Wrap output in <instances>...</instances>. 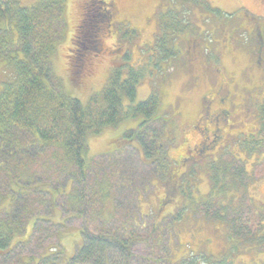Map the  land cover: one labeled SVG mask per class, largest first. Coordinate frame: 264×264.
Masks as SVG:
<instances>
[{"label":"rangeland","instance_id":"374dc122","mask_svg":"<svg viewBox=\"0 0 264 264\" xmlns=\"http://www.w3.org/2000/svg\"><path fill=\"white\" fill-rule=\"evenodd\" d=\"M36 1L19 0V6L31 8ZM100 1L66 0L65 27L51 66L63 93L85 105L91 96H99L110 70L123 64L127 54L126 66L138 70L142 79L134 104L145 100L152 90L158 95L156 115L165 118V126L162 129L155 123L153 129L162 133L166 157L157 164L156 176L153 165H142L144 149L140 143L122 140L124 132L136 130L139 119L121 121L98 136L86 138L89 167L96 168L89 162L93 159L104 170L106 154L117 158L119 153H130L129 159L126 155L117 162L110 158L111 168L105 169L113 173L119 165L125 171L123 177L133 183L131 192L134 189L138 197L134 222L139 229L128 233L134 240L130 264H187L192 258L195 264L218 260L225 264H264V117L260 112L264 101V0H200L198 4L185 0H105L113 4V11L108 8L113 17L107 31L98 34L97 46L93 41L95 24L88 28V18ZM173 22H181L182 32L172 43L170 30L165 38L178 54L162 61L155 42L160 29ZM81 40L89 41L90 49L85 50L77 69L73 57ZM127 67H122L123 72ZM12 76L13 72L0 63V90L3 83L14 80ZM218 90L219 96L228 94L227 105H232L228 107L229 132H236L226 130L225 140L239 139L226 149V141L208 144V156L192 162L185 153L200 136L187 124L195 119L194 125L204 114L202 95ZM218 98L209 111H218ZM205 102L208 105L210 101ZM253 143H261L257 151L246 149ZM212 163L227 167L224 197L213 201L209 178ZM86 202H90L89 192ZM103 203L98 214L93 213L95 206H89L84 219L63 215L57 206L50 211L45 204L28 222L25 233L14 239L12 251L0 256V264H37L47 256L66 263L81 248L84 227L95 234L110 232L107 236H114L112 231L126 226L124 214L121 221L116 220L121 215L111 221L108 212L120 207L118 199L110 210ZM259 228L263 229L260 233ZM128 234L121 230L115 235ZM106 254L105 264H123L124 253L119 250L109 249Z\"/></svg>","mask_w":264,"mask_h":264},{"label":"trees","instance_id":"16d2710c","mask_svg":"<svg viewBox=\"0 0 264 264\" xmlns=\"http://www.w3.org/2000/svg\"><path fill=\"white\" fill-rule=\"evenodd\" d=\"M100 2L102 4L96 2L93 7L94 19L88 18V28L95 24L94 32L97 18L110 20L111 24L113 17L110 7L105 6V0ZM19 4V0H0V63H4L14 76V80L3 83L0 90V256L12 251L14 239L25 233L28 222L40 214L37 212L45 204L48 203L50 211L57 206L63 215L84 219L89 206H95L93 213L98 214L102 201L106 202L102 204L106 210H110L117 197L120 207L108 213L111 221L117 215L121 217L117 216L116 220L121 221L124 214L123 224L127 227H120L116 233L112 231L114 236H107L110 232L107 235L104 232L95 234L84 227L80 232L82 246L72 259L59 263L47 256L37 264H105L109 249L124 253L123 264H130L132 254L129 250L134 240L128 233L139 229L134 222L138 197L134 189L131 192L133 183L129 177H123L125 171L119 165L114 167L113 173L105 171L111 168L108 163L111 159L115 158L117 162L122 155L129 159L130 153H119L117 158L106 154L104 170L93 159L89 162L96 168L89 167L86 138L98 136L121 121L139 119L136 130L124 132L122 140L140 143L144 149L145 163L142 165H153L156 176L157 164L166 157L162 133L158 134L153 129L155 123L162 129L165 126V118L156 115L158 95L152 90L145 100L134 104L142 79L138 70L126 66L127 54L123 56V64L110 70L99 96H91L84 105L65 95L53 75L51 59L64 31L66 0H37L31 8H21ZM182 29L181 22H173L160 29L155 42L160 60L168 61L178 54L175 45L167 43L165 33L172 32V43ZM130 33L133 35L132 30ZM93 38L96 43V34ZM85 42L81 40L77 45L74 68L80 69L78 62L85 50L90 49V42H86L88 46L84 47ZM123 66L127 67L126 72H123ZM260 112L264 117V101ZM260 145L253 143L246 149L257 151ZM215 165H211L209 171L212 201L215 197H224L227 175V167ZM120 166L128 168V164L121 163ZM239 175L243 177V173ZM87 191L90 202H86ZM125 192L129 196H123ZM151 225L155 233L157 226L154 222ZM121 230L128 237L115 235ZM262 230L259 228L258 232ZM31 234L32 231L29 237ZM187 264H195L193 258ZM210 264L225 263L218 260Z\"/></svg>","mask_w":264,"mask_h":264},{"label":"flooded vegetation","instance_id":"af4514ba","mask_svg":"<svg viewBox=\"0 0 264 264\" xmlns=\"http://www.w3.org/2000/svg\"><path fill=\"white\" fill-rule=\"evenodd\" d=\"M99 3L102 4L101 2H99ZM112 5H113L112 3L111 4H107V3L105 4L106 7H110V9L113 11ZM86 6H87L86 8H88L89 4H86ZM109 22H110V20H107V19L102 20V19H100V17L97 18V20H96L97 28L94 32L95 34L97 32L96 40H95L97 46L100 45V41L98 39V34L101 31H107L106 29L111 26L109 24ZM193 81L195 83H198L199 79L196 77H193ZM225 93H226V91H225ZM206 95H207V97H206ZM206 95H202L203 99H204V103L201 106H205L204 114L198 119V121L194 125L192 122L195 119L192 122H190L189 124H187V125H189V128L192 127V130L200 136L199 142L197 144H194L193 146H191V148L188 149L187 152L185 153L186 158H188L192 162H196V163L200 162L202 158L208 156L207 155L209 153V150L207 149L208 144L215 145V144L220 143L221 141H226V143L228 142V144H226V146L224 147L226 149L229 144H231V143H233L239 139V138H237V139L235 138V139L231 140V138L228 137L225 140L226 130L229 132V131H231V128H232V126L229 127L230 126L229 124H231L229 121V117L231 115V112L229 113L230 110L228 107H231L232 105L231 104L227 105L228 94H223L222 96H219V95H221V91L218 90V91H210V92L206 93ZM217 97H219V98L216 101L219 104L218 106H220V107L218 108V111L211 112V111H209V109L211 108V106H212L211 104L215 101V99H217ZM207 99L210 101L208 105H206V102H205ZM201 106H199V110H200ZM220 124H222V126H220ZM200 128L202 129L201 131H199ZM229 133L236 134V132H229ZM184 135H186V132L181 136H184ZM209 139H210V141H209ZM185 141H187L186 137H185ZM207 141H209V143H206ZM222 155H224V153L221 154L220 157H222ZM212 164H214V163H212ZM210 167H209V171H210ZM176 177L178 178V175Z\"/></svg>","mask_w":264,"mask_h":264},{"label":"water","instance_id":"95a60500","mask_svg":"<svg viewBox=\"0 0 264 264\" xmlns=\"http://www.w3.org/2000/svg\"><path fill=\"white\" fill-rule=\"evenodd\" d=\"M263 193H264V185H263V189H262Z\"/></svg>","mask_w":264,"mask_h":264},{"label":"bare ground","instance_id":"6f19581e","mask_svg":"<svg viewBox=\"0 0 264 264\" xmlns=\"http://www.w3.org/2000/svg\"><path fill=\"white\" fill-rule=\"evenodd\" d=\"M169 218H171V217H169Z\"/></svg>","mask_w":264,"mask_h":264}]
</instances>
